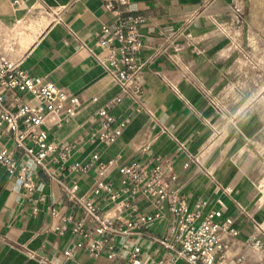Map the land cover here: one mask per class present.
<instances>
[{"label": "crops", "instance_id": "crops-1", "mask_svg": "<svg viewBox=\"0 0 264 264\" xmlns=\"http://www.w3.org/2000/svg\"><path fill=\"white\" fill-rule=\"evenodd\" d=\"M14 1L0 0V55L77 94L81 105L61 125L52 122V114L47 118L50 141L69 152L58 149L43 165L16 146L13 132H0V150L6 147L26 162L36 182L29 190L0 164V264H43L46 257L59 264H171L159 240L174 223L167 204L162 217L118 237L114 258L92 256L78 246L64 220L75 210L65 189L74 177L122 226L153 213L156 206L146 194L120 207L108 191L96 195L94 187L104 178L118 188L120 164L157 156L170 159L177 172L170 193L184 197L191 209L201 202L202 213L220 208V221L230 219L239 230L223 232L227 264H238L240 257L242 264H264V251L252 244L264 243V0H128L123 9L145 19L140 101L94 54L107 53L97 39L102 26L116 20L106 5L115 0ZM118 94L123 98L113 111L128 121L119 138L104 143L93 135L98 111ZM95 152L99 161L118 162L104 176L96 165L85 172L72 169ZM136 245L141 252L133 263ZM174 264L186 263L178 258Z\"/></svg>", "mask_w": 264, "mask_h": 264}, {"label": "built area", "instance_id": "built-area-1", "mask_svg": "<svg viewBox=\"0 0 264 264\" xmlns=\"http://www.w3.org/2000/svg\"><path fill=\"white\" fill-rule=\"evenodd\" d=\"M20 2L15 0L14 4ZM127 3L128 0H115L106 4L116 13V20L112 24L103 25L97 39V44L106 48L107 53L94 54L122 89L140 101L145 89L142 77L144 62L140 57L143 48L141 25L145 19L141 14L125 11L123 6ZM19 93L28 94L29 99L20 100ZM122 98L118 94L98 111L99 127L93 135L104 143L119 138L127 124V118L113 111ZM80 105L81 98L77 94L42 76L30 74L20 61L0 55V132H13L16 146L34 162L43 165L44 159L58 149H61L63 155H68L69 147L50 141L44 125L50 114L53 115L52 122L61 125L77 113ZM177 141L190 158L197 159L186 144ZM150 147V144H146L143 149L147 151ZM99 158L100 154L95 152L89 160L76 161L71 167L77 172H85L96 165L99 175L104 176L108 167L118 162L117 157L107 162L99 161ZM0 164L9 173L17 175L29 190L36 187L31 167L6 147L0 150ZM119 172L120 187L116 188L111 180L100 178L94 193L100 195L108 191L109 198L120 207L131 206L133 198L141 193L146 194L153 199L156 210L141 215L138 221L129 220L122 226L118 222L120 217L110 216L103 211L95 197H88L81 191L78 179L74 177L70 184L65 185V189L75 210L67 214L64 220L77 238L78 246L92 256L106 254L114 258L118 253V237L162 217L167 204L174 223L170 231L159 240L171 253L170 263L174 264L178 258H182L186 264H227L223 232L237 235L239 230L230 219L220 221V208L202 213L201 202L191 209L184 197L170 193V182L177 178L170 159L157 156L154 160H135L120 164ZM213 179L219 184L214 176ZM252 244L264 251L261 240L255 239ZM140 252V245L132 248L133 263L137 261ZM65 254L71 255L72 250L66 249ZM42 263L59 264L56 259L48 257ZM242 263L243 258L240 257L238 264Z\"/></svg>", "mask_w": 264, "mask_h": 264}]
</instances>
